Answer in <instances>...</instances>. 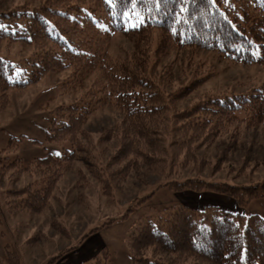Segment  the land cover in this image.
I'll return each instance as SVG.
<instances>
[{
  "label": "trees",
  "instance_id": "1",
  "mask_svg": "<svg viewBox=\"0 0 264 264\" xmlns=\"http://www.w3.org/2000/svg\"><path fill=\"white\" fill-rule=\"evenodd\" d=\"M180 8L179 0H168L159 8L156 0H14L0 7V44L5 50L18 43L30 48L16 62L0 55V110L9 104L11 92L50 73L68 71L73 82L80 83L98 72L90 98L113 106L122 116L115 135L117 149L104 165L118 167L105 176L89 156L81 155L91 151L80 137H85L83 126L95 109L82 102L52 109L47 140H67L71 150L25 165L15 160L0 166L1 177L14 171L13 180H28L20 188L5 190L7 213L41 214L76 161L84 162L95 178L104 175L105 194L110 178L125 180L132 170L145 166L160 170L161 186L177 193H214L238 207L264 196V179L242 184L211 179L225 162L238 177L261 163L251 157L254 146L242 151L237 161L226 159L248 132L264 135V83L193 98L210 74L185 76L179 83L162 66L169 54L187 50L243 66H264V0H215L214 5L209 0H183L184 11ZM115 35L132 42L129 60L111 58L108 41ZM105 136L109 139L114 133ZM223 138L227 142L220 155L213 163L205 160L200 151ZM95 232L45 264H105L108 253L103 245L100 255L73 257L80 249L90 254L84 244ZM125 243L131 264H264V219L239 208H196L182 201L141 217ZM4 251L5 264H20L15 249L5 245Z\"/></svg>",
  "mask_w": 264,
  "mask_h": 264
},
{
  "label": "rangeland",
  "instance_id": "2",
  "mask_svg": "<svg viewBox=\"0 0 264 264\" xmlns=\"http://www.w3.org/2000/svg\"><path fill=\"white\" fill-rule=\"evenodd\" d=\"M13 1L0 0L1 9L9 7ZM108 43L109 54L113 60H129L134 53L132 42L120 36H113ZM29 49L18 43L5 50L3 44H0V55L16 62L23 58ZM162 62V66L170 69L172 78L179 80V83L184 81L185 76L200 77L210 74V78L192 93L193 98L209 91L225 90L229 87L241 91L246 86L264 83V66H243L219 59L216 55L204 51L171 53L163 58ZM98 75V72H94L79 83L73 82L68 71L50 73L22 91L11 92L9 104L0 110V166L15 160L25 165L34 159L58 156L71 150L67 140L62 143L47 140L50 112L57 106L82 102L89 103L95 111L83 126L85 137H80L91 151L81 155L89 156V160L95 165L94 168L103 171L105 176L107 172L115 170L118 166L106 168L104 165L117 149L115 135L122 124V116L113 106H102L96 102L97 99L90 98L91 84ZM187 101L182 102V105ZM109 131L114 133V137L104 139ZM224 139L207 149H202L203 152L200 151L205 160L214 162V158L220 155V149L226 145L227 140ZM241 146L235 151L227 152L226 161L239 160L242 151L254 146L249 150L252 152L251 157H256L261 162L257 168L254 171L246 169V174L238 177L236 172L228 168V162H225L221 172L211 179L230 184L264 179V135L260 132H248ZM207 169L206 166L202 175H207ZM159 172L158 169L138 166L125 180L110 178L105 194L101 188V183H106L104 175L100 174L101 178L97 179L89 172L84 162L76 161L57 183L48 205L41 214L29 211L6 212L5 190L20 188L28 181L24 176L13 180L16 176L14 171L6 172L4 177L0 176V264H5V245L15 249L20 264H45L66 249L76 247L85 235L94 230V234L100 238L108 253L105 264H131L125 243L129 230L151 210L160 212L182 201L196 208L209 204L230 211L239 208L244 214H253L264 219V196L238 207L233 200L225 196L207 192L198 195L177 193L167 186H161L162 177ZM100 253V248L92 249L90 254L80 249L73 257L80 258V255H83V258H89L87 255ZM59 261L55 264H59Z\"/></svg>",
  "mask_w": 264,
  "mask_h": 264
},
{
  "label": "crops",
  "instance_id": "3",
  "mask_svg": "<svg viewBox=\"0 0 264 264\" xmlns=\"http://www.w3.org/2000/svg\"><path fill=\"white\" fill-rule=\"evenodd\" d=\"M95 236L93 237L94 239L93 238L90 239V242L89 241L88 242L86 241V243H88V249L86 250V251H88V253L92 252V249L94 250V248H95V250H96L98 248H101V246H102V242H101L100 238L98 236H96V237Z\"/></svg>",
  "mask_w": 264,
  "mask_h": 264
},
{
  "label": "snow or ice",
  "instance_id": "4",
  "mask_svg": "<svg viewBox=\"0 0 264 264\" xmlns=\"http://www.w3.org/2000/svg\"><path fill=\"white\" fill-rule=\"evenodd\" d=\"M167 2H168V0H156L158 8H159L160 5L166 4ZM209 2L212 3L213 5L215 4V0H209ZM225 2H227V0H225ZM179 3L181 5L180 11L182 12V11H184L183 0H179Z\"/></svg>",
  "mask_w": 264,
  "mask_h": 264
}]
</instances>
